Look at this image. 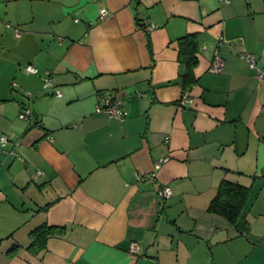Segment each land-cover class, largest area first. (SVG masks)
<instances>
[{"label": "crops", "instance_id": "0c3cea01", "mask_svg": "<svg viewBox=\"0 0 264 264\" xmlns=\"http://www.w3.org/2000/svg\"><path fill=\"white\" fill-rule=\"evenodd\" d=\"M0 15V264H264V77L244 57L264 72V0H0ZM106 96L124 120L98 112ZM224 180L249 188L235 221L210 211ZM44 224L62 232L34 252Z\"/></svg>", "mask_w": 264, "mask_h": 264}, {"label": "trees", "instance_id": "16d2710c", "mask_svg": "<svg viewBox=\"0 0 264 264\" xmlns=\"http://www.w3.org/2000/svg\"><path fill=\"white\" fill-rule=\"evenodd\" d=\"M180 59L188 65V71L185 74V85L195 81L193 69L198 64V36L196 34H187L180 38ZM29 95V94H28ZM29 98V97H28ZM1 101V99H0ZM29 103L24 106H28ZM23 108V110H24ZM22 110V111H23ZM249 195V188L239 183L224 180L219 188L217 196L211 203L210 211L220 213L231 221H235L246 204ZM62 232V229L55 226L44 224L37 227L32 232V242L30 248L34 252H39L47 247L48 239Z\"/></svg>", "mask_w": 264, "mask_h": 264}, {"label": "built area", "instance_id": "2783aa9c", "mask_svg": "<svg viewBox=\"0 0 264 264\" xmlns=\"http://www.w3.org/2000/svg\"><path fill=\"white\" fill-rule=\"evenodd\" d=\"M226 1H230V0H226ZM108 15H109V10L107 8H103L101 11L100 20H104ZM145 26L146 29L150 30L154 27V24L150 23L148 20H145ZM244 57L249 61L250 65L253 68H256L258 70L259 77L263 78L264 72L258 67L257 56L254 53L246 52L244 53ZM222 68H223V61L220 58L216 59V61L212 65V70L221 71ZM26 70L31 73L39 72V68L32 64L27 66ZM45 74H46V81L44 84L45 88L47 87L53 88L54 84L52 79V72L47 70L45 71ZM55 94L57 96L62 95L60 90H56ZM29 98H30V104L26 106V108H24V110L21 112V118L28 120L30 123H33L35 122V120L33 117V108L31 107V102L33 101L34 98L32 92H29ZM102 101L103 103H101L100 106H98V112L106 113L110 116H116L121 120H124L127 117L128 111L125 109L124 103L121 99L113 96H106L102 99ZM181 101L183 105H188L189 103L194 104V99L189 95V93H185V95L182 96ZM7 141H8V137L6 135L3 136L2 140L0 141V151ZM172 194H173V190L169 185L161 187L159 191L161 200L169 198ZM131 250L137 253L142 252V248L137 243L132 244Z\"/></svg>", "mask_w": 264, "mask_h": 264}, {"label": "rangeland", "instance_id": "374dc122", "mask_svg": "<svg viewBox=\"0 0 264 264\" xmlns=\"http://www.w3.org/2000/svg\"><path fill=\"white\" fill-rule=\"evenodd\" d=\"M1 15H2V14H1ZM1 15H0V21H4V22H6L4 16H1ZM5 17H6V15H5ZM8 21H9V20H7V23H8ZM1 51H2V50H1ZM13 51H14V50H13ZM2 53H3L2 55H5V52H2ZM13 55H14V54H13ZM7 57H8V56H7Z\"/></svg>", "mask_w": 264, "mask_h": 264}]
</instances>
